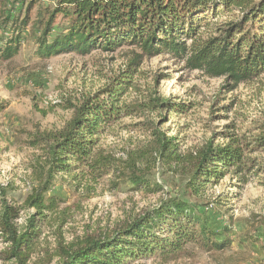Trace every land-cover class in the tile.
I'll return each mask as SVG.
<instances>
[{
  "label": "rangeland",
  "instance_id": "obj_1",
  "mask_svg": "<svg viewBox=\"0 0 264 264\" xmlns=\"http://www.w3.org/2000/svg\"><path fill=\"white\" fill-rule=\"evenodd\" d=\"M42 4L51 7L52 3L43 0ZM38 7L31 13L33 19ZM30 30L31 24L15 57L0 58V100L8 104L0 121V186L5 193L0 197V217L7 204L19 232L36 214L29 200L39 186L43 163L41 151L29 146L31 137L62 129L73 114L71 106L98 98L110 84L129 80L127 70L142 53L124 45L109 52L61 54L43 60L35 54L37 36L30 35ZM1 36L0 30L3 46ZM134 68L132 86L121 100L125 113L107 127L97 149L98 156L114 160V167H125L131 157L145 156L151 149L153 153L154 138L146 131L150 124L175 137L183 156L209 141L223 145L230 139L252 140L264 133V75L235 86L164 54L143 56ZM165 99L180 108L161 110L159 103ZM134 107L139 109L130 112ZM255 156L264 160L262 152ZM154 158L152 154L141 167L162 187L159 193L117 185L111 173L85 166L58 175L51 196L62 203L55 212L37 215L40 236L26 264H60L62 248L87 237L109 235L162 198L187 199L181 170ZM205 200L219 203L205 208L211 227L218 233L226 225L231 229L227 250L207 252L191 244L172 259L156 256L131 264H264V175L240 181L229 173L208 190ZM5 237L0 226V264H20L7 260L11 244Z\"/></svg>",
  "mask_w": 264,
  "mask_h": 264
},
{
  "label": "trees",
  "instance_id": "obj_2",
  "mask_svg": "<svg viewBox=\"0 0 264 264\" xmlns=\"http://www.w3.org/2000/svg\"><path fill=\"white\" fill-rule=\"evenodd\" d=\"M42 1L0 0L1 59L19 53L30 24V35L37 36L35 54L43 60L61 54L109 52L124 45L142 53L127 70L129 80L110 84L98 98L71 106L73 114L62 129L36 133L29 140V146L40 150L43 158L39 186L29 200L36 214L25 231L19 232L13 210L4 204L0 226L11 244L7 260L27 263L40 236L37 215L55 212L62 203L61 198L51 196L58 175L85 166L111 173L117 185L159 193L162 187L141 167L152 154L155 160L181 170L187 199L162 198L111 234L87 237L62 248L60 264H131L156 256L168 260L191 244L207 252L227 250L231 229L226 225L218 233L211 227L205 208L219 203L207 202L205 197L229 173L240 181L264 175V160L255 156L264 153V133L252 140L230 139L223 145L209 141L183 156L175 137L150 124L146 131L154 138L153 153L151 149L145 156L131 157L122 168L114 167V160L98 156L97 149L107 127L118 123L125 113L121 100L132 86L133 67L139 66L143 56L164 54L183 59L191 69L210 78H225L235 86L263 76L264 0H50L51 7ZM159 107L180 108L170 106L166 99ZM7 108L0 100V121ZM4 194L0 186V197Z\"/></svg>",
  "mask_w": 264,
  "mask_h": 264
},
{
  "label": "built area",
  "instance_id": "obj_3",
  "mask_svg": "<svg viewBox=\"0 0 264 264\" xmlns=\"http://www.w3.org/2000/svg\"><path fill=\"white\" fill-rule=\"evenodd\" d=\"M46 2H50V0H45Z\"/></svg>",
  "mask_w": 264,
  "mask_h": 264
}]
</instances>
